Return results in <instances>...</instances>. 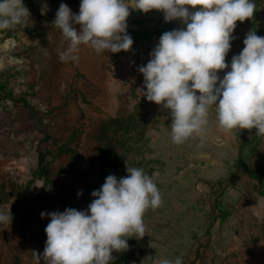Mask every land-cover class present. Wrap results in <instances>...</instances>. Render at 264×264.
Instances as JSON below:
<instances>
[{
	"label": "rangeland",
	"instance_id": "obj_1",
	"mask_svg": "<svg viewBox=\"0 0 264 264\" xmlns=\"http://www.w3.org/2000/svg\"><path fill=\"white\" fill-rule=\"evenodd\" d=\"M126 2L134 6V0ZM23 3L30 15L18 26L0 29V212L12 215L10 225L0 224V264H49L43 255L47 237L42 222L47 226L50 220L39 214L40 222L23 224L19 216L31 203L18 202L55 193L53 199L36 203L40 213L82 204L78 192L96 182L94 170L82 175L99 150L95 132L119 108H126L131 120L118 170L111 174L119 178L127 175L126 168H142L162 199L160 206L144 213L145 236L128 240L132 257L127 264H159L177 257L182 264H264V198L257 183L237 167L239 145L251 138L253 129L224 131L210 109L205 133L177 145L171 139L168 110L142 95L146 89L138 68L149 61L164 32L184 25L165 22L156 10L129 8L127 32L134 41L129 51L98 54L81 45L77 61L62 62L59 54L68 42L53 22L61 3L78 13L80 0ZM261 8L264 14V0ZM252 22L237 21L226 62L244 47ZM19 97L40 110L41 128L48 123L45 112L55 109V131L63 132L67 124L78 131L72 155L48 166L49 184L35 176L34 149L41 135L33 130L29 111L12 102ZM258 153L264 158V136Z\"/></svg>",
	"mask_w": 264,
	"mask_h": 264
},
{
	"label": "clouds",
	"instance_id": "obj_2",
	"mask_svg": "<svg viewBox=\"0 0 264 264\" xmlns=\"http://www.w3.org/2000/svg\"><path fill=\"white\" fill-rule=\"evenodd\" d=\"M129 8L156 10L165 22L179 20L184 25L164 32L149 61L138 68L146 89L142 95L171 116L173 143L202 136L210 109L222 130L255 129L257 136H264V36L250 30L242 50L226 62L237 21L253 17L254 0H134V6L126 0H80L78 13L61 3L53 22L68 42L59 54L61 61H77L81 45L98 54L129 51L134 43L127 32ZM29 15L23 0H0V29L22 23ZM126 172L119 178L108 175L91 193L85 210L40 213L50 220L43 251L49 264H113V252H125L129 239L145 236L144 213L160 206L161 195L142 168ZM11 222V214L0 212V224ZM159 264H182V259Z\"/></svg>",
	"mask_w": 264,
	"mask_h": 264
},
{
	"label": "trees",
	"instance_id": "obj_3",
	"mask_svg": "<svg viewBox=\"0 0 264 264\" xmlns=\"http://www.w3.org/2000/svg\"><path fill=\"white\" fill-rule=\"evenodd\" d=\"M254 2L256 4V9L252 17V30L256 31L257 35L264 36V14L261 12L262 0H254ZM13 26H18V24ZM1 31H3V29ZM9 31L10 30H8L7 34L10 33ZM7 34L5 36H7ZM121 53H124V51H121ZM69 96L75 99V95L71 92H69ZM12 102L29 111L31 126L34 131H38L41 135L34 149L37 155L35 176L39 179H43L45 184H49V176L51 174L48 171V166L52 162L60 161L61 157L66 154L72 155L74 150L72 145L78 135V131L74 127L68 126V124L66 130L63 132L55 131L58 128V124L54 122L56 117L55 109H50L45 112V119L48 120V123L41 128L40 124L44 120V117L40 116V110L33 108L25 97H19ZM130 120L131 115L128 110L126 108H119L115 117L104 120L98 126L94 135V140L98 143L99 150L94 158L88 162V168L82 174L88 175L89 170H94L96 173V182L92 185L82 187V204L77 206V210H83L84 207L87 209L93 199L91 193L101 187L108 175L118 170L121 159L119 150L126 143L125 138L129 132ZM255 132L256 130L253 129L251 138L241 141L238 148L237 167L238 170L243 171L249 179L257 183L258 195L264 198V158L258 153L259 146L261 145V136H257ZM3 190L4 186H1L0 191L2 192ZM25 191H29L28 188H25ZM54 196L55 193H46L44 196L38 193L23 197L18 204L30 202L31 205L27 206L19 216L20 221L23 224L40 222V211L36 203L51 198L53 199ZM64 200L68 203L70 197L65 196ZM227 215V213H222L221 217L223 216L226 218ZM42 225V232L46 236V224L42 222ZM131 257V253L128 249L116 255L113 264H127Z\"/></svg>",
	"mask_w": 264,
	"mask_h": 264
}]
</instances>
